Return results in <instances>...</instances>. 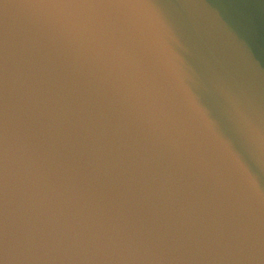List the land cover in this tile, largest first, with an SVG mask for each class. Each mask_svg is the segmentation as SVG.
Segmentation results:
<instances>
[{"label": "water", "instance_id": "95a60500", "mask_svg": "<svg viewBox=\"0 0 264 264\" xmlns=\"http://www.w3.org/2000/svg\"><path fill=\"white\" fill-rule=\"evenodd\" d=\"M0 264H264V0H0Z\"/></svg>", "mask_w": 264, "mask_h": 264}]
</instances>
